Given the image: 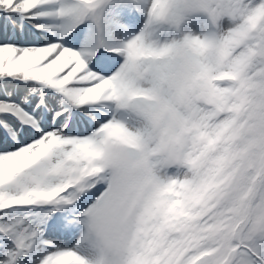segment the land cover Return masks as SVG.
<instances>
[{
    "label": "snow or ice",
    "instance_id": "1",
    "mask_svg": "<svg viewBox=\"0 0 264 264\" xmlns=\"http://www.w3.org/2000/svg\"><path fill=\"white\" fill-rule=\"evenodd\" d=\"M0 264H264V0H0Z\"/></svg>",
    "mask_w": 264,
    "mask_h": 264
}]
</instances>
